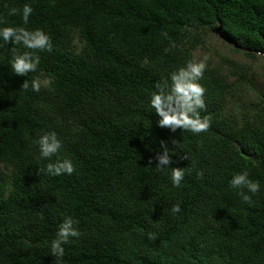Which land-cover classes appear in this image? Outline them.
Returning <instances> with one entry per match:
<instances>
[{"label":"trees","instance_id":"1","mask_svg":"<svg viewBox=\"0 0 264 264\" xmlns=\"http://www.w3.org/2000/svg\"><path fill=\"white\" fill-rule=\"evenodd\" d=\"M0 21L51 43L0 41V163L10 169L0 174V264H264V94L231 114L244 78L206 66L205 132L160 127L149 106L212 30L264 56V0H0ZM26 51L40 63L16 75L13 56ZM36 78L48 86L22 89ZM52 132L61 148L42 159L37 141ZM161 142L171 164L158 170ZM64 160L70 175L47 172ZM171 167L184 171L179 187ZM242 170L261 185L251 204L229 187ZM66 217L79 235L58 260L50 242Z\"/></svg>","mask_w":264,"mask_h":264},{"label":"clouds","instance_id":"2","mask_svg":"<svg viewBox=\"0 0 264 264\" xmlns=\"http://www.w3.org/2000/svg\"><path fill=\"white\" fill-rule=\"evenodd\" d=\"M18 12H21V10L12 8L9 15H16ZM32 13L33 8L31 5L25 3L21 12L24 24L28 23ZM0 23H3V21H0ZM0 41H3L4 44L22 45L26 49L43 50L51 48L49 36L40 29L29 31L25 27H0ZM39 63V57H35L31 52L26 51L23 54L13 56L11 70L16 75L26 76L30 72H35ZM205 68L204 61L189 62L186 67H182L171 74L170 85L166 83L156 86L158 91L151 95L149 106L154 109V113L160 118L157 121L158 126L167 127L172 132L182 129L192 133H201L208 129L209 122L207 118H201L198 111L205 106L203 100L205 89L198 83L203 77ZM48 84L47 79L36 78L31 82L25 80L22 89L27 90L31 86L33 91L38 92L42 86L47 87ZM173 143H176V141H173ZM37 144L42 159L50 158L61 148V143L54 132L42 135ZM160 147L163 151L156 156L158 161L156 168L163 170L170 166L171 159L167 146L161 142ZM171 169V183L174 187H179L184 178V171L180 168L171 167ZM73 171L74 166L71 160L47 165V172L53 176L62 173L70 175ZM229 187L236 190L243 202L251 204L249 193L255 195L260 191L261 185L259 181L250 179L246 170H242L232 176ZM171 212L174 214L179 213V205H173ZM74 223L75 221L71 217L64 218L58 227L55 238L50 242L51 254L58 260L64 256V245L70 243V238L79 235L73 226ZM152 238H154L153 235L149 234V239Z\"/></svg>","mask_w":264,"mask_h":264},{"label":"rangeland","instance_id":"3","mask_svg":"<svg viewBox=\"0 0 264 264\" xmlns=\"http://www.w3.org/2000/svg\"><path fill=\"white\" fill-rule=\"evenodd\" d=\"M216 31L212 30L206 38L205 47L194 53L195 60L204 61L206 66L220 67L224 74L232 78L235 75L231 68L240 72L244 79L228 99L229 111L231 114H238L244 109L250 111L259 102V94H264V56L253 59L246 56L243 49L235 51L234 44L216 34ZM0 174L10 175V169L0 163Z\"/></svg>","mask_w":264,"mask_h":264},{"label":"water","instance_id":"4","mask_svg":"<svg viewBox=\"0 0 264 264\" xmlns=\"http://www.w3.org/2000/svg\"><path fill=\"white\" fill-rule=\"evenodd\" d=\"M220 33V28L219 29H217V31H216V34H219Z\"/></svg>","mask_w":264,"mask_h":264}]
</instances>
